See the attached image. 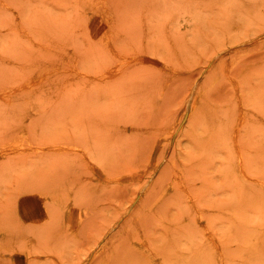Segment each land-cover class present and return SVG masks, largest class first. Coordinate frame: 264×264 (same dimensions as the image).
<instances>
[{"label":"rangeland","instance_id":"374dc122","mask_svg":"<svg viewBox=\"0 0 264 264\" xmlns=\"http://www.w3.org/2000/svg\"><path fill=\"white\" fill-rule=\"evenodd\" d=\"M106 262L264 264V0H0V264Z\"/></svg>","mask_w":264,"mask_h":264},{"label":"bare ground","instance_id":"6f19581e","mask_svg":"<svg viewBox=\"0 0 264 264\" xmlns=\"http://www.w3.org/2000/svg\"><path fill=\"white\" fill-rule=\"evenodd\" d=\"M22 211H23V214H25V216H28L29 218H34L35 220H38V221L46 220L48 218L49 212H50L49 207H48V196L44 195V194H40V193H34V194H30V195L24 197L23 204H22ZM75 223H76V221H75ZM75 223H74V225H75ZM143 238L144 237H142V240L139 242V244L136 247L141 252V254L145 257L146 260H151V259H153L152 255L154 252H153V250L150 249V245H149L148 241L143 239ZM133 241H135V240H133ZM133 241H131V242H133ZM157 251H159V250H157ZM160 255H161V253H160ZM106 264H107V262H106ZM108 264H111V263H108Z\"/></svg>","mask_w":264,"mask_h":264}]
</instances>
